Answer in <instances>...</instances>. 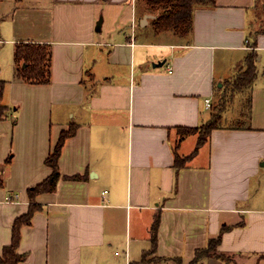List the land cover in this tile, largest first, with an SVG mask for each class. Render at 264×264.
Instances as JSON below:
<instances>
[{
  "label": "crops",
  "instance_id": "obj_1",
  "mask_svg": "<svg viewBox=\"0 0 264 264\" xmlns=\"http://www.w3.org/2000/svg\"><path fill=\"white\" fill-rule=\"evenodd\" d=\"M263 9L199 5L181 35L156 31L138 0H0V255L33 199L19 264H264ZM21 42L46 47L47 81L18 75ZM252 50L247 122L198 145L185 130L210 120L216 87ZM71 127L54 188L30 193ZM218 236L215 252L231 261L194 260Z\"/></svg>",
  "mask_w": 264,
  "mask_h": 264
},
{
  "label": "trees",
  "instance_id": "obj_2",
  "mask_svg": "<svg viewBox=\"0 0 264 264\" xmlns=\"http://www.w3.org/2000/svg\"><path fill=\"white\" fill-rule=\"evenodd\" d=\"M146 5L149 10L156 13L152 24L156 31L172 30L181 35L187 34L191 29L192 13L196 6L199 5H214L215 0H138ZM15 59L17 62L22 61L23 66L18 71V75L29 83H41L47 81L46 75L48 73L46 67L48 66L49 57L45 46L34 43H19L15 46ZM257 53L252 50L248 53L245 59V68L241 74L235 77V80L242 86L252 84L257 75L256 57ZM240 70V71H241ZM4 81L0 80V119L6 114V106L2 104V92L4 89ZM73 127V126H72ZM62 131L53 150L46 157V163L51 167V174L40 184L33 186L29 189L30 193L39 191L51 190L55 186V182L59 176L57 170V159L60 154L62 145L66 137L72 134L73 128ZM220 125L213 119L211 115L210 120L198 126L197 128H188L185 131L189 133H198V145L203 143L214 128ZM180 161L177 156L176 161ZM183 160V159H181ZM37 208L36 203L33 202L29 207L26 214L16 218L12 225L11 242L8 246L4 247L2 255H0V264H19L23 259V254L17 252L20 227L30 222L31 215ZM157 221V220H156ZM155 223V222H154ZM154 224V228L155 225ZM220 241V236L211 238L208 241V246L204 249L197 250L194 260L212 253L216 254L218 258L226 261H231V258L224 256L222 253H216V246ZM155 244V240H152Z\"/></svg>",
  "mask_w": 264,
  "mask_h": 264
},
{
  "label": "rangeland",
  "instance_id": "obj_3",
  "mask_svg": "<svg viewBox=\"0 0 264 264\" xmlns=\"http://www.w3.org/2000/svg\"><path fill=\"white\" fill-rule=\"evenodd\" d=\"M262 12L264 13V9ZM152 39L157 41L159 37ZM2 67V71H5L3 65ZM244 68L245 65L242 70H244ZM242 70L237 73L236 76L241 74ZM235 77L230 81H223L220 87H216L217 96L211 108V115L219 125H244L247 122L248 95L252 84L249 83L242 86L235 80ZM260 81H263V78L257 79V82ZM219 83H221V81H219ZM12 107L14 108V106ZM14 119L16 120V118ZM262 162H264V159Z\"/></svg>",
  "mask_w": 264,
  "mask_h": 264
},
{
  "label": "built area",
  "instance_id": "obj_4",
  "mask_svg": "<svg viewBox=\"0 0 264 264\" xmlns=\"http://www.w3.org/2000/svg\"><path fill=\"white\" fill-rule=\"evenodd\" d=\"M172 70V67L171 66H168V68H167V71H171ZM205 104H206V106L207 107H210V98H206L205 99ZM6 200H10V197L9 196H6Z\"/></svg>",
  "mask_w": 264,
  "mask_h": 264
},
{
  "label": "water",
  "instance_id": "obj_5",
  "mask_svg": "<svg viewBox=\"0 0 264 264\" xmlns=\"http://www.w3.org/2000/svg\"><path fill=\"white\" fill-rule=\"evenodd\" d=\"M164 63V61H158L156 63L153 62V65L154 66H159V65H162ZM220 85V84H219Z\"/></svg>",
  "mask_w": 264,
  "mask_h": 264
}]
</instances>
